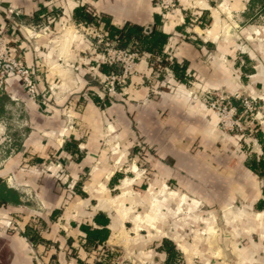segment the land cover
Masks as SVG:
<instances>
[{
    "label": "crops",
    "instance_id": "obj_1",
    "mask_svg": "<svg viewBox=\"0 0 264 264\" xmlns=\"http://www.w3.org/2000/svg\"><path fill=\"white\" fill-rule=\"evenodd\" d=\"M80 6L119 28L156 23L185 81L169 70L152 88L144 58L123 93L100 98L110 67L77 28ZM0 30L37 86L33 99L9 69L0 90V264H92L97 253L105 264L104 248L153 202L150 229L169 236L151 238L137 223L139 264H165L163 239L186 264H264V179L250 168L264 125L245 146L222 135L205 103L215 92L248 95L264 118V0H179L167 16L154 0H0ZM166 190L169 200L150 196ZM171 199L199 204L190 212L211 215L216 236H197L204 218L172 224ZM161 215L166 224L154 228ZM83 227L107 237L88 244Z\"/></svg>",
    "mask_w": 264,
    "mask_h": 264
},
{
    "label": "built area",
    "instance_id": "obj_2",
    "mask_svg": "<svg viewBox=\"0 0 264 264\" xmlns=\"http://www.w3.org/2000/svg\"><path fill=\"white\" fill-rule=\"evenodd\" d=\"M154 2L161 10L162 16H167L176 12L179 0H154ZM77 28L92 39L93 49L101 55L102 64L115 68V70L108 74H102L99 78L98 92H96V94L104 99L105 97L113 98L114 96L123 93L131 78L137 73V64H139L144 58L149 59L150 56L132 49H118L115 43L107 38L106 33L99 28L83 24L77 25ZM73 33L76 35L77 31H74ZM165 60L172 62V59L169 58V56H165ZM159 61V58H155L156 64L154 67L153 65H149L155 70L154 79L150 81L152 88L155 79H158L161 76L164 78L165 75L170 73L168 68L157 64ZM9 69L20 78L26 92L33 99H36L37 86L34 72L27 68L20 59L15 58L10 54V49L4 38V30H0V90L4 87ZM231 97L232 98H228L219 93L209 94L205 99V103L215 112L222 128L241 131L239 121L234 119L237 109L231 105V101H233V99L240 100L244 111L246 113H251L255 110L256 100L252 97L240 98L242 96L239 95ZM102 262L100 254L97 253L92 264H102Z\"/></svg>",
    "mask_w": 264,
    "mask_h": 264
},
{
    "label": "rangeland",
    "instance_id": "obj_3",
    "mask_svg": "<svg viewBox=\"0 0 264 264\" xmlns=\"http://www.w3.org/2000/svg\"><path fill=\"white\" fill-rule=\"evenodd\" d=\"M65 25V24H64ZM67 26V24H66ZM65 27V26H63ZM72 32L75 31L74 28H71ZM162 78V76L160 77ZM217 93V92H215ZM214 94V93H212ZM238 96V94H234L232 96ZM242 96V95H239ZM227 97V96H226ZM251 96L244 95L240 98H249ZM232 98V97H228ZM254 98V97H252ZM256 107L255 110H253L251 113H246L244 109L241 106L240 100L238 99H233L231 101V105L236 107V115L234 116V119L239 121L241 125V131L237 130H230V129H224L219 123V129L222 133V135L226 136L227 138H231L236 136L239 138V142L242 143L243 145L246 146V144H249V139L254 138L255 134L257 131L260 130V128L264 125V118L259 117V112H260V105L259 102L256 98ZM238 109H241V111L245 114L243 119H240L238 116ZM214 112V111H213ZM215 113V112H214ZM216 118L218 119L217 115L215 114ZM170 190H166L163 193L158 192L157 194H151V197H154V200H156L158 203L160 200H165V198H169L167 193ZM164 196V197H163ZM178 199L181 197V194H178L176 196ZM170 201V210H171V215L169 217V220L172 221V224H198L201 222L202 218H204V223H206V227L204 229H207V231H197V236L200 239L204 238H211L213 236H216L217 231H216V225L214 224H209L210 220L212 219V216L209 214H192L193 210L190 212L189 208H194L195 210L199 211L201 209L200 205H192L190 204L187 200L185 201H178L171 199ZM161 201V202H162ZM149 207H145V209L139 210V212H134L133 215H131L130 220L131 222L127 225V227L122 231L121 235L117 237L118 245L112 244L111 247L104 248L106 251L104 252V255H106V263L105 264H139L138 262L135 261V259L132 257L131 252L133 249V246H135V243L138 240V233L137 231V223L139 224V228H141L143 231V234L149 235V233H152L153 236L151 238L158 239L160 237L169 236L167 233L163 231H158L156 233L155 229H150L149 223L147 221H150V219L155 215L157 212L156 208L158 207L157 203L153 202ZM196 211V212H197ZM139 216L138 218L140 219L139 222L134 220V216ZM220 214L219 217L222 218H227V215H222ZM155 224H153L154 228H160L163 226L164 222H167L168 217H165V215H161V219L157 218ZM207 220V221H206ZM166 224V223H165ZM164 224V225H165ZM202 233V235H201ZM158 234V235H157ZM121 240V241H120ZM121 243H120V242ZM173 264H186L185 259L183 256L178 255V257L174 258Z\"/></svg>",
    "mask_w": 264,
    "mask_h": 264
},
{
    "label": "trees",
    "instance_id": "obj_4",
    "mask_svg": "<svg viewBox=\"0 0 264 264\" xmlns=\"http://www.w3.org/2000/svg\"><path fill=\"white\" fill-rule=\"evenodd\" d=\"M73 19L77 23L101 29L104 33H106L107 38L115 43L118 49H132L142 54H148L150 56L148 63L149 65H153V67L156 64L155 58H159L160 61L157 64L162 67L167 66L178 81H185V66L174 61L168 62L165 60L163 48L167 42L168 35L165 32L158 30L156 28V23L152 28H143L141 26L128 23L119 28L112 25L108 17L94 14L84 6L77 7L74 10ZM111 69L115 70V68L110 67L106 69V67L103 66L101 71L108 74ZM262 145L263 148L260 159L258 162H252L250 168L264 179V144ZM257 208L260 210L264 209V200L259 202ZM82 232L85 233V238L88 244L95 241L102 242L107 237L106 230H92L90 228L83 227ZM161 242L163 251L167 255L165 264H173V260L178 257V253L174 250V246L170 241L163 239Z\"/></svg>",
    "mask_w": 264,
    "mask_h": 264
},
{
    "label": "bare ground",
    "instance_id": "obj_5",
    "mask_svg": "<svg viewBox=\"0 0 264 264\" xmlns=\"http://www.w3.org/2000/svg\"><path fill=\"white\" fill-rule=\"evenodd\" d=\"M70 33H71V31H70Z\"/></svg>",
    "mask_w": 264,
    "mask_h": 264
}]
</instances>
